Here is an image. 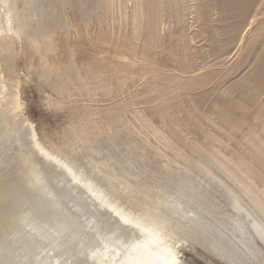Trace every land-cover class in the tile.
Segmentation results:
<instances>
[{"label": "rangeland", "instance_id": "obj_1", "mask_svg": "<svg viewBox=\"0 0 264 264\" xmlns=\"http://www.w3.org/2000/svg\"><path fill=\"white\" fill-rule=\"evenodd\" d=\"M29 132L177 264H264L230 231L236 205L264 238V0H0V264H159Z\"/></svg>", "mask_w": 264, "mask_h": 264}, {"label": "bare ground", "instance_id": "obj_2", "mask_svg": "<svg viewBox=\"0 0 264 264\" xmlns=\"http://www.w3.org/2000/svg\"><path fill=\"white\" fill-rule=\"evenodd\" d=\"M30 130H32V129H30ZM29 133H30L29 136H31V139L28 140V141L31 140L30 144H29V146H31V147H29V148L32 149L34 156L38 160V162L40 161L47 168H51L52 170H54L55 173L58 175V177L63 182L68 183L69 187L73 188L74 190H76L78 192V195L82 198V200L84 202H86L89 205L95 206V208L99 212V214L106 215L105 219L108 221V223H110L112 225V228H115L116 230H119V231H124L128 235L129 234H138L139 232L147 231L149 234H151V236H149L151 240H153V241L156 239L161 240L163 243L162 246H164V248H165V249H163V253L161 254V259H160L159 264H177V261H178V259L176 257L177 253H176L175 248L173 246L168 245L165 229L162 225L155 222V220H153L151 217L147 218L145 216H134L131 213H128V212L123 211L122 209L118 208L116 205H112L106 199V197L103 195V193L101 191L97 190L93 186V184L90 183L89 181L83 180L78 173H75L73 171L72 167L66 161L60 159L58 156L54 155L52 152H50L46 148H44L36 140L34 132H29ZM26 136H28V135H26ZM94 199L97 200L96 203L93 201ZM233 209L236 212L237 218L233 219L234 227L232 229H230V231L232 234L235 232V233L240 235L239 236L240 242L236 245L237 246L239 244H241V245H240V247L236 246L237 248H234L235 249L234 252H239V251H241V248L243 249V248L247 247V245H246V243H244V240H243L242 235H241L245 231L244 226H246V228H248V229H251L262 240L264 238H263V233H262L260 226L256 223L255 220H253L250 217V215L246 211H244L243 209H241L240 207H238L236 205H234ZM233 242H234L233 239L229 240V243H233ZM0 250H1V248H0ZM151 253H153V252H151ZM5 260H7V259H5ZM13 260L11 259V261H13ZM231 260L233 261L234 264H238V260H237L236 256L233 259L231 258ZM40 261H42V260H40ZM131 261H132V259H131ZM127 262H128L127 264H130L129 260ZM145 262H146V260H145ZM147 262H148V260H147ZM11 263H13V262H11ZM37 264H40V263L37 262Z\"/></svg>", "mask_w": 264, "mask_h": 264}]
</instances>
